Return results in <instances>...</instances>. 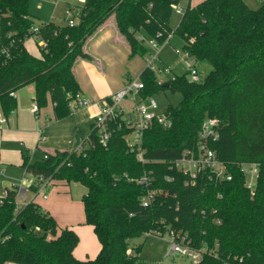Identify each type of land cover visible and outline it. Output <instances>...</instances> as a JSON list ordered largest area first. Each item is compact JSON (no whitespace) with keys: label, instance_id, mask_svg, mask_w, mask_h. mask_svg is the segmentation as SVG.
Listing matches in <instances>:
<instances>
[{"label":"trees","instance_id":"obj_1","mask_svg":"<svg viewBox=\"0 0 264 264\" xmlns=\"http://www.w3.org/2000/svg\"><path fill=\"white\" fill-rule=\"evenodd\" d=\"M260 1L253 8L246 0H203L196 5L183 0H85L76 5V23L70 25L36 24L30 0H0V107L7 115L18 106L12 93L33 85L40 108L51 100L56 120L71 117L72 102L82 95L76 66L81 60H94L87 42L111 15L130 47V57L147 56L146 39L162 45L178 33L184 50L211 65L200 81H191L187 71L168 79V85L159 82L156 71L143 69V97L161 91L182 94L178 104L169 103L165 110L171 123L154 122L145 131V161L128 142L131 128L122 114L108 122L111 136L106 146L101 142L103 130L92 124L80 151L24 155L22 165L31 176L87 188L82 195L86 222L93 226L101 248L95 257H77L80 236L74 228L62 227L36 199L19 207L17 190L6 187L7 195H0V264H137L144 243L135 239L171 232L186 235L193 248L203 251L198 264H264V0ZM176 4H184L185 11L174 28ZM34 26H39L38 32ZM32 36L40 56L26 47ZM207 117L219 120L220 136L210 147L232 179H210L202 173L192 184L175 161L198 146ZM244 162L258 164L254 191L246 184ZM145 175L147 184L139 182ZM30 190L37 187L31 185ZM153 190L155 198L145 206L142 199Z\"/></svg>","mask_w":264,"mask_h":264},{"label":"built area","instance_id":"obj_2","mask_svg":"<svg viewBox=\"0 0 264 264\" xmlns=\"http://www.w3.org/2000/svg\"><path fill=\"white\" fill-rule=\"evenodd\" d=\"M84 2V1H83ZM174 10L182 14L185 11L184 4L174 5ZM67 22L70 25H74L76 20L74 19L75 11L72 7L66 9ZM34 32L39 31V26L33 27ZM143 38V36H140ZM193 41V40H192ZM149 46V52L146 56V67L156 71L159 76V82L165 83L163 74L171 70L169 66L164 64L161 60L160 50L161 46L154 39H146ZM41 45L45 44V41L40 42ZM185 54L183 58L187 64L189 79L197 82L203 79L201 71L198 67L197 59L187 50H184ZM144 88V83L140 78L128 79L124 86L110 95V99H103L99 102L100 110L94 119L93 124L100 127L103 130L101 135V142L103 145H107L111 136V130H108V122L115 119L119 115H123L126 125L131 128V133L128 136V142L132 150L137 151V154L141 161H145L143 156L144 151L142 149V140L145 131L154 123L170 124L165 111H159V105L153 96L143 97L141 95V89ZM14 96H16L15 93ZM92 103L90 98L84 97L78 94L76 99L72 102L74 111L88 106ZM39 105L34 102L32 105V112L39 116ZM10 115L5 114L0 107V127L5 126L10 121ZM41 138L45 140L46 134L44 129H40ZM220 136L219 120L216 117H207L202 125L200 131V143L195 149H187L183 152V155L175 161V165L182 170L185 174L189 175L190 182L195 184L200 174H207L210 179H227L231 180L232 175L228 173L227 166L223 160L219 158L217 152L210 147V142L215 141ZM88 137V135L86 136ZM84 147V139L81 140L74 148L77 151L82 150ZM46 156V155H45ZM47 157V156H46ZM242 170L247 175V186L254 191L257 177H258V164L244 162L241 164ZM139 182L147 184L149 182L148 176L145 175ZM37 187L36 191H31L30 186ZM52 185L50 179L44 176L33 177L27 172L20 182H13L9 187L17 190V204L19 207L25 205L29 199L28 192L33 193V198L38 196L47 197L48 189ZM7 190L3 192L7 195ZM156 191H149L143 197V204L149 205L155 198ZM169 244L166 252V257L172 258L171 264H198L203 258V251L193 248L186 235L176 234L171 232L169 234Z\"/></svg>","mask_w":264,"mask_h":264},{"label":"crops","instance_id":"obj_3","mask_svg":"<svg viewBox=\"0 0 264 264\" xmlns=\"http://www.w3.org/2000/svg\"><path fill=\"white\" fill-rule=\"evenodd\" d=\"M62 1L63 0H30V12L35 19L36 24L54 21L56 9ZM83 1L85 0H79L80 3H83ZM67 2L68 7H70L71 4H69V1ZM76 5L78 4H75V6ZM64 21L66 22V18ZM86 50L94 57V60L79 61L76 66V74L81 84L82 95L84 97L90 98L92 100V103L86 107L79 109L71 117L56 120L54 117L53 103L51 102V100H49L48 105L51 110L47 115L45 124H50L48 126L42 127L45 130V134L47 136V139L45 140L49 146V149L47 150L74 149L76 145L81 140L85 139L89 134L94 119L100 110L99 102L112 95L117 90L121 89L126 81L128 79H131V77L129 76L124 77L122 66L125 63H127L128 66L130 65L129 74H131V72H134L135 74H141L143 69L146 67L143 56L136 55L134 57H130V47L124 36L119 32L117 21L114 15H111L100 27L98 32L88 40ZM30 52L36 56L41 55V50L40 52ZM161 60L163 62L162 57ZM113 63L120 65L121 71L118 75L116 74L114 80H109L108 70L112 67ZM32 89L34 90V87H32ZM37 118H41V109ZM11 125H13L14 127L16 125L18 127V110L14 111L11 114L10 121L5 126ZM52 185L55 186L62 184L56 183ZM6 187L9 186H5V188ZM68 188L66 187L64 191H58L55 200L59 203L61 200L63 203L69 205L70 199H73L70 198L68 200V198L63 195V193L70 192ZM48 197L49 193L47 197L38 196L36 200L47 211H49L53 216L56 217L62 227H72L77 231L80 236V242L75 249L76 256L82 259L95 257L100 251L101 245L93 226L86 222L84 204V212L80 210L75 211L73 208H70L68 209L69 213L67 212L66 214L59 215L56 213L55 207L49 205L48 209L44 205L43 200L48 199Z\"/></svg>","mask_w":264,"mask_h":264},{"label":"rangeland","instance_id":"obj_4","mask_svg":"<svg viewBox=\"0 0 264 264\" xmlns=\"http://www.w3.org/2000/svg\"><path fill=\"white\" fill-rule=\"evenodd\" d=\"M71 4L70 7L75 11V4H79V0H63L57 7L55 12L54 21L58 24H62L67 18L66 8L68 2ZM189 0H183L186 4ZM202 0H190L191 5H196ZM248 4L256 8L261 4L260 0H246ZM181 14L174 10L172 16V25L174 28L178 25ZM67 21V19H66ZM27 48L30 51L40 52V46L37 43L35 37L27 39ZM148 45V42H146ZM184 39L175 33L170 42L162 44L160 55L163 59V63L170 67V71L167 75L162 76L167 81L174 76L183 75L187 72L188 67L183 58L184 51ZM146 64V56L143 57ZM130 66V65H129ZM127 63L122 66L124 77H131L137 79L140 77L139 74L131 72L129 74L130 67ZM198 67L201 71V76L205 78L211 70L209 62L203 60L198 61ZM121 71L120 65L113 63L112 67L108 70L109 80L116 77ZM33 85H27L20 88L17 91L18 100V127L15 125L0 127V194H2L5 186H10L12 182H19L22 178L26 169L22 166L24 155L33 157L34 152L37 154H44L49 146L45 140H40L41 134L40 129L44 126H48L46 118L50 112L49 105L41 107V118L38 119L36 114L31 111V105L34 103L35 91L32 89ZM159 105V111H165L169 103L178 104L182 99L180 92L171 93L170 91H161L153 95ZM52 122V121H51ZM45 132V130H44ZM66 187L70 191L69 193H63L64 196L70 199V204L67 205L60 200V203L56 201L57 192L65 190ZM87 191V188L78 182H73L70 186L67 185H51L48 189L49 197L44 201V205L49 209V205L56 208V213L59 215L69 213L70 208L75 211L80 210L84 212L83 203L81 201L82 195ZM29 198L33 197L32 192H28ZM30 200V199H29ZM69 203V202H68ZM59 222V221H58ZM170 236L149 234L147 237H141L134 240L135 243H144L140 259L137 264H171L172 258L166 257V252L169 244ZM17 264V263H8Z\"/></svg>","mask_w":264,"mask_h":264},{"label":"water","instance_id":"obj_5","mask_svg":"<svg viewBox=\"0 0 264 264\" xmlns=\"http://www.w3.org/2000/svg\"><path fill=\"white\" fill-rule=\"evenodd\" d=\"M165 85H168V82H165Z\"/></svg>","mask_w":264,"mask_h":264}]
</instances>
